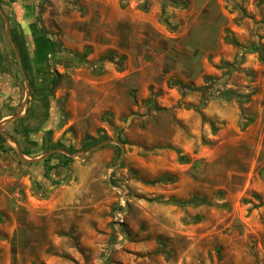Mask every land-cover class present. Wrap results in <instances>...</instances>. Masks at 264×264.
<instances>
[{
    "label": "rangeland",
    "instance_id": "rangeland-1",
    "mask_svg": "<svg viewBox=\"0 0 264 264\" xmlns=\"http://www.w3.org/2000/svg\"><path fill=\"white\" fill-rule=\"evenodd\" d=\"M0 5V264H264V0Z\"/></svg>",
    "mask_w": 264,
    "mask_h": 264
},
{
    "label": "water",
    "instance_id": "water-1",
    "mask_svg": "<svg viewBox=\"0 0 264 264\" xmlns=\"http://www.w3.org/2000/svg\"><path fill=\"white\" fill-rule=\"evenodd\" d=\"M0 13L1 15L3 16L4 20H5V23H6V34L9 38V41L10 43L12 44L14 50H15V53L18 57V61H19V65H20V70L22 72V75L25 79V82H26V86H27V97H26V100L24 102V104L22 105L21 109L19 110V112L14 115V116H11L10 118H8L7 120H5L4 122H2L0 124V132L3 136H5L9 141H12L15 145H16V148H17V153H18V156L19 158L23 161V162H28V163H37V162H40V161H43V160H46L48 157H50L52 154L54 153H64V154H67L68 156H71V157H76V156H79V157H83L85 155H87L89 152L93 151V150H96L102 146H105V145H108V144H111V143H116L118 144L121 149H122V153H121V157H120V160L119 162H121L122 158H123V155H124V146H123V143L121 141H118V140H112V139H107V140H104L102 142H100L99 144L93 146L92 148H90L89 150L87 151H84V152H80L79 154H75L73 155L71 152L63 149V148H55V149H52V150H49L48 152L44 153L41 157L39 158H34V159H29L26 157L25 153L21 150L18 142L15 140L14 137H12L10 134L6 133L4 131L5 127L11 123L12 121H14L15 119L19 118L21 116V113L23 112V109L25 108L29 98L31 97V89H30V84H29V80H28V77H27V74L24 70V66H23V62H22V58H21V55H20V52L18 50V47L15 43V40L13 39V37L11 36V29H10V22H9V18L7 17V15L5 14V12L3 11L1 5H0ZM116 166V165H115ZM128 209H129V205L128 204H125L124 208L120 211V214L121 215H124L128 212ZM115 225L117 226L121 236H122V240L119 242V243H114L112 244L109 249L107 250V253L106 255L104 256L103 258V261H102V264H106V258L107 256L112 252V250L118 245V244H123L124 241L126 240L127 238V234L126 232L124 231V224H123V221H122V216H118V220L115 222Z\"/></svg>",
    "mask_w": 264,
    "mask_h": 264
},
{
    "label": "trees",
    "instance_id": "trees-1",
    "mask_svg": "<svg viewBox=\"0 0 264 264\" xmlns=\"http://www.w3.org/2000/svg\"><path fill=\"white\" fill-rule=\"evenodd\" d=\"M210 88H211L210 86H207V87H203V88H201V90H202V91H207V90L210 89ZM102 138H103V139H106L107 137H106L105 135H103ZM88 140H93V138L88 137L87 141H88ZM56 147H57V146H54V145L52 146V148H56Z\"/></svg>",
    "mask_w": 264,
    "mask_h": 264
}]
</instances>
